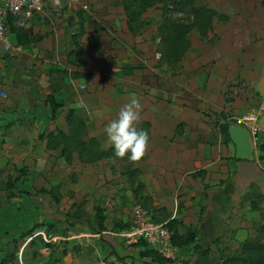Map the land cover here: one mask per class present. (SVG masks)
Segmentation results:
<instances>
[{
  "label": "crops",
  "instance_id": "0c3cea01",
  "mask_svg": "<svg viewBox=\"0 0 264 264\" xmlns=\"http://www.w3.org/2000/svg\"><path fill=\"white\" fill-rule=\"evenodd\" d=\"M263 1L201 0L200 5L228 19L215 20L214 30L200 36L211 45L194 54L193 67L185 61L187 52L174 74L162 60L159 34L145 37L146 45L134 42L139 28L129 29L123 8L121 19L126 22L115 20L109 28L98 25L90 29L92 42L85 47L89 61L84 58L81 36L73 38L71 54L77 57L75 63L83 60L84 65L75 64L81 71L71 80L73 87L77 84L74 96L59 109L67 108L66 119L70 110H77L83 121L80 139L87 149L93 138L107 152L113 148L106 147L104 128L136 97L142 104L138 127L149 133L150 150L137 163L127 156L87 162L73 147L69 161L63 155L64 145L54 147L56 142L48 136L56 129L47 136L40 134L39 139L48 148L59 150L67 167L81 165L78 186L83 189V201L93 206L95 216V208L104 210L105 229L95 230L94 236L121 238L126 245H134L136 251L127 264H138L137 258L158 264L145 254L150 249L165 258L142 241L130 243L121 234L119 228L128 226L119 219L126 217L123 206L129 197L147 203L160 222H177L173 232L181 238L176 250L179 257L177 262L176 257L165 258L167 264H225L233 238L245 239L243 246L264 237L260 232L264 224V150L259 154L252 150V159L237 158L231 138L223 140L218 128L219 115L239 116L249 104L259 105L264 95ZM156 8L161 10V19L152 24L157 31L163 11ZM111 28L108 33L106 29ZM82 102L86 108L81 107ZM67 126L60 130L71 137L75 130ZM67 179L69 182V175ZM259 242L264 245V240Z\"/></svg>",
  "mask_w": 264,
  "mask_h": 264
},
{
  "label": "rangeland",
  "instance_id": "374dc122",
  "mask_svg": "<svg viewBox=\"0 0 264 264\" xmlns=\"http://www.w3.org/2000/svg\"><path fill=\"white\" fill-rule=\"evenodd\" d=\"M122 8L120 0H80L72 6L47 4L31 18L18 20V26L32 37L31 43L17 49L10 34L14 50L0 49V264H57L59 260L65 264H123L120 258L126 261L136 251L134 245H126L121 238H95L98 221L93 206L83 201V189L78 186L83 168L78 163L67 167L59 157V150L48 148L39 139L42 133L47 136L49 131L68 128L67 108L59 109L52 117L46 101L54 94L62 103L69 104L74 96L77 84L73 87L71 80L81 67L74 64L77 57L71 54L73 35L81 36L80 44L87 58L85 47L92 42L90 29L98 25L107 27L115 20L126 22L121 19ZM179 9L182 8L175 6V10L167 13L166 20L184 24L193 21L189 8ZM160 19L159 8L142 13L133 22L139 26L134 42L139 40L146 45L145 37H156L159 32L152 24ZM111 30L106 29L108 33ZM200 36L197 29L190 33L191 48L185 60L189 68L193 67L194 54L211 45ZM180 64L167 68L174 74ZM253 107L257 105L249 104V108ZM139 205L159 220L147 203L129 197L123 206L126 217L119 219L128 226L119 228L121 234L130 226ZM32 230L34 233L28 235ZM258 239L263 241L264 237ZM244 240L233 238L230 253L224 258L238 254ZM178 254L177 251L174 262ZM136 262L147 264L139 258Z\"/></svg>",
  "mask_w": 264,
  "mask_h": 264
},
{
  "label": "trees",
  "instance_id": "16d2710c",
  "mask_svg": "<svg viewBox=\"0 0 264 264\" xmlns=\"http://www.w3.org/2000/svg\"><path fill=\"white\" fill-rule=\"evenodd\" d=\"M264 6V1H263ZM122 5L125 11V14L128 18V25L131 31H136L139 26L133 25V22L138 21L142 13H145L151 8L160 7L163 11V20L159 27L158 34L161 39V54L162 60L164 63L174 66L181 63L183 57L191 48L190 33L197 29L201 36H206L209 32L214 30V21L217 19L227 20L228 17L222 14H219L216 10L212 9L209 6L201 5L198 6L196 0H122ZM177 8H189L190 12L193 14V21L187 24L178 23L176 21L166 20L167 13L175 10ZM179 9L178 11H182ZM177 11V12H178ZM165 20V21H164ZM8 27L11 33L12 39L16 41V46L26 45L32 42V37L25 31L23 28L18 26V19L14 16H9ZM75 38V35H73ZM38 40V39H37ZM74 64L84 65L83 60L76 62ZM81 75V74H79ZM52 110V117L56 116V111L63 106L61 100L56 98V95L51 94L47 98L46 102ZM219 124L218 128L223 137V140L230 141L229 128L234 124L232 116L221 114L219 115ZM67 124L70 127H73L75 134L73 136H68L62 130H55L49 133V138L51 142L55 143L54 147H57L60 144L64 145L63 155L67 160L72 159V148L76 147L79 149L82 159L88 161H95L104 157H116L114 154V148L109 151H103L100 149L98 142L93 138L90 139L89 143L91 148L87 149V144L82 141L83 134V121L81 115L77 110H70L67 117ZM43 136H41L42 139ZM89 145V144H88ZM264 150V149H263ZM264 157V156H263ZM131 168V167H130ZM130 173H135V170L130 171ZM23 171V170H22ZM27 192V190H24ZM97 220H98V229L104 230L105 217L103 216L104 210L97 207ZM177 222L170 221L167 226L173 232ZM260 232L264 235V224L260 227ZM34 233V230L28 232V235ZM173 243L177 247L180 242L176 234L173 232ZM192 239H188L186 243H191ZM145 244L144 242H141ZM49 247V244H47ZM147 246V245H146ZM147 252V253H146ZM145 254L153 256V261L158 264H167V260L159 255H156L153 250L146 251ZM123 264H127L124 258H120ZM225 264H264V245L259 241H249L246 242L241 251L238 254L229 256ZM57 264H65L64 260H59ZM135 264V263H133Z\"/></svg>",
  "mask_w": 264,
  "mask_h": 264
},
{
  "label": "built area",
  "instance_id": "2783aa9c",
  "mask_svg": "<svg viewBox=\"0 0 264 264\" xmlns=\"http://www.w3.org/2000/svg\"><path fill=\"white\" fill-rule=\"evenodd\" d=\"M80 0H0V49L14 50L7 20L9 16L31 18L40 13L47 4L60 6L61 3L72 6ZM21 49L20 46H16ZM234 126L244 128L251 141L252 150L258 154L264 149V95L253 108L233 118ZM130 243L144 242L168 259H174L177 247L173 243V232L166 223L157 220L147 208L139 205L135 208L132 222L124 233Z\"/></svg>",
  "mask_w": 264,
  "mask_h": 264
},
{
  "label": "clouds",
  "instance_id": "9594fccd",
  "mask_svg": "<svg viewBox=\"0 0 264 264\" xmlns=\"http://www.w3.org/2000/svg\"><path fill=\"white\" fill-rule=\"evenodd\" d=\"M81 107L87 106L82 102ZM141 112L140 100L133 97L104 128L106 147L114 148L116 157L127 156L133 163L142 161L150 150L149 133L138 127L142 119Z\"/></svg>",
  "mask_w": 264,
  "mask_h": 264
},
{
  "label": "water",
  "instance_id": "95a60500",
  "mask_svg": "<svg viewBox=\"0 0 264 264\" xmlns=\"http://www.w3.org/2000/svg\"><path fill=\"white\" fill-rule=\"evenodd\" d=\"M230 138L235 145L236 157L240 159H252V146L249 133L242 127L230 126Z\"/></svg>",
  "mask_w": 264,
  "mask_h": 264
}]
</instances>
